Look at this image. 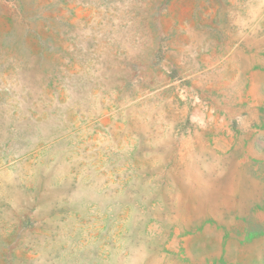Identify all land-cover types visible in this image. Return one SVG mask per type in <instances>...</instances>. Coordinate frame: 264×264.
<instances>
[{
    "label": "rangeland",
    "instance_id": "374dc122",
    "mask_svg": "<svg viewBox=\"0 0 264 264\" xmlns=\"http://www.w3.org/2000/svg\"><path fill=\"white\" fill-rule=\"evenodd\" d=\"M0 264H264V0H0Z\"/></svg>",
    "mask_w": 264,
    "mask_h": 264
}]
</instances>
